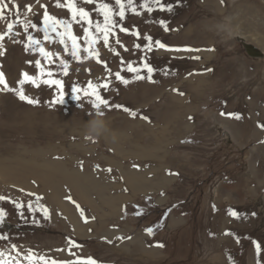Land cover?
Instances as JSON below:
<instances>
[{
  "label": "rangeland",
  "instance_id": "obj_1",
  "mask_svg": "<svg viewBox=\"0 0 264 264\" xmlns=\"http://www.w3.org/2000/svg\"><path fill=\"white\" fill-rule=\"evenodd\" d=\"M14 2L20 5L21 18L24 6L32 4L35 15L30 18L37 23L42 19L43 10L35 0ZM40 2L47 4L49 13L57 18H70L66 9L54 7V0ZM135 2L138 7L143 0ZM161 2L171 4L173 10L162 12L154 8L148 13L138 7L140 15L126 13V20L121 23L139 31L140 39L117 29L129 49L125 52L116 46L123 59L139 66L140 57L146 56L155 69V82L132 80V74L125 70L122 75L131 83L125 86L111 76L110 90L102 91L110 104L124 105L135 111L136 117L103 106L99 110L103 114H99L88 98L82 97L80 101L71 98L73 83L83 87L88 80L102 82L107 75L94 60L72 61L69 75L56 77L65 82L62 104L53 102L58 99L55 86L24 85L25 94L39 101L36 105L20 101L13 92L0 91V166L20 165L25 170L13 179L0 176V195L9 198L0 201V208L5 211L4 220L15 227L6 231L0 223V236L7 237L0 239V251L14 256L11 247L16 245L21 259L31 250L56 260L90 256L98 264H256L252 241L264 248V129L257 127L264 118V110H259L255 103H261L264 109V62L259 66L262 78H248L247 73L251 72L242 66L237 54H245L242 43L264 49V1ZM93 17L102 21L95 13ZM159 20H164L170 30L165 32ZM4 28L5 22L0 21V31ZM16 30L22 31L19 26ZM74 31L82 35L79 26L74 25ZM33 34L43 39L42 33ZM144 35H151L153 41L158 39L169 48L201 51L135 49L134 44L146 43ZM19 39H23V33ZM3 43L0 71L10 86H16L22 71L37 74L34 63L29 65L26 61H34L38 54L26 52L22 43L7 38ZM46 47L63 52L59 45ZM98 47L112 71L119 70V58L101 45ZM194 56L200 59H193ZM234 60L238 64L237 73H246L245 78L230 77ZM141 74L147 76L146 70ZM222 112L241 118H230L221 115ZM97 116L106 121L108 132L89 139L85 136V125ZM141 149L146 150L140 152ZM55 166L66 170L73 184L87 183L88 189L75 185L71 188L64 182L65 177L54 170ZM109 168L111 172L105 171ZM129 170L140 173V177ZM123 171L131 189L140 178L144 183L141 194L125 208L135 218L126 224L132 230L121 237L119 246H127L119 251L111 247L115 241L101 236L102 226L89 219L86 212L89 207L86 206L85 223L65 196L75 199L76 192L86 199L89 191L102 194L99 184L98 189L91 188L97 185L91 176H102L108 189ZM36 173L38 176L33 175ZM128 175H132L131 181ZM81 176L86 181L78 180ZM37 196L42 199L38 201ZM13 201L22 207L17 209ZM29 202L33 208L37 203L46 206L49 218L45 219L42 212L30 211ZM105 202L110 204L113 200ZM229 209L237 210L239 218L228 215ZM137 211L141 215H136ZM178 213L185 218L181 225L176 221ZM126 215L123 214V221H127L123 219ZM108 226L109 223L105 228ZM147 227L153 228L151 235L146 233ZM226 231L232 235H225ZM135 232H141V236L144 232L149 246L158 243L163 250L152 253L144 243L142 248L137 243L128 244L126 239ZM67 238L80 245L72 249L75 256L67 250ZM22 264L26 261L22 260Z\"/></svg>",
  "mask_w": 264,
  "mask_h": 264
},
{
  "label": "snow or ice",
  "instance_id": "obj_2",
  "mask_svg": "<svg viewBox=\"0 0 264 264\" xmlns=\"http://www.w3.org/2000/svg\"><path fill=\"white\" fill-rule=\"evenodd\" d=\"M35 3L39 5L43 10L42 19L39 23L34 22L30 18V15H35L33 12V5L26 4L24 6V15L21 18L20 5L15 3L14 0H0V21L5 22V28L0 31V56L4 55V41L5 39L11 40L13 43H22L26 52L31 51L34 54H38L39 58L34 61H26L29 65H35L37 69L36 75H30L28 72H21L20 79L16 82V86L9 85L5 78L4 72L0 71V91L13 92L20 101L26 102L30 105H36L39 103L37 99L25 94L24 85L30 84L32 87L39 88L41 85H47L49 88L55 86L58 90V99L53 101L54 103L62 104L65 97V82L60 78H56L58 75L67 77L69 75L70 63L75 61L81 63L83 61L94 60L96 64L102 65L107 75L103 78L102 82H94L88 80L86 86H79L73 83L70 87L71 98L74 101H80L82 97L88 98V103L95 108L99 114L101 107L121 109L128 113L131 117H136L137 113L128 107L121 104H110V101L102 94L110 90L111 80L109 77L114 76L115 80L123 85H128L132 81L125 78L122 72L126 70L127 73L132 74V80L140 81L147 79L149 82H155L153 80V72L155 69L147 61L146 56L140 57L139 66H134L132 61H125L121 56V53L117 50L123 49L125 52L129 51L127 46L119 38V33L125 35H132L137 39L141 38V33L136 30H130L125 26L123 21L126 20V13H132L140 15L139 9L145 10L148 13L153 12L154 8L159 11L171 12L173 10L171 4L162 3L161 0H143L142 3L137 4L135 0H114L112 2H105V0H54V7L58 9H66L70 14V18H57L48 11V5L41 3L40 0H35ZM82 5H94L92 9H88ZM14 10V11H13ZM93 13L102 17V21L94 19ZM118 18V19H116ZM159 25L165 32L169 31L168 25L164 20L158 21ZM42 25V26H41ZM74 25L79 26L82 29V35H78L74 31ZM17 26L22 31L16 30ZM118 29V32H117ZM34 32L42 33L43 39L37 38ZM23 33V39H19ZM143 39L146 43L142 46L139 43L133 45L135 49H141L143 47L147 52L153 51V48L164 49L172 52H193L201 51L200 49L191 48H169L168 45L160 40L153 41L151 35H144ZM114 45L113 46V41ZM59 45L62 46L63 52L52 51L46 45ZM101 45L103 49H106L114 57L119 58L121 65L120 69L113 72L110 68L107 60L101 58ZM211 51V49H209ZM83 53V55H82ZM70 57V59L68 58ZM193 59H200L199 56L192 57ZM43 61V63H42ZM146 70L147 76L142 75L141 71ZM79 71V69H77ZM87 72H91V69H85ZM210 71V69H209ZM167 74V73H166ZM99 79V78H97ZM183 95V93H179ZM221 115H227L230 118L240 119L238 114L234 113H221ZM147 119V117H141ZM191 119V117H189ZM257 127L264 129V122H258ZM83 164L81 162V168ZM99 167L98 165L96 166ZM136 167V165H133ZM105 171L111 172L112 170L106 169ZM23 191V190H21ZM28 195H35L29 193ZM9 198L0 195V201L8 200ZM42 197L37 196V200H41ZM65 199L72 203L76 210L79 212L81 219L87 223L88 218L85 215V210L70 196H65ZM15 207L20 209L22 205L13 201ZM215 208V206H213ZM30 211H39L43 213L45 219L49 218V209L43 204L37 203L35 208L31 202L28 204ZM141 215L139 211L135 213ZM5 211L0 208V223L4 222ZM228 215L233 218H239L237 210L229 209ZM146 233L151 235L153 233L152 227L145 229ZM225 235H232L231 232L226 231ZM0 239H7V237L0 236ZM117 239H122L117 237ZM239 242V241H237ZM67 250L70 255H74L72 249L80 247L71 238L66 240ZM254 251L256 255V264H264V260H261L264 255V248L257 241H252ZM162 247L163 245H157ZM64 249H57V251H63ZM11 252H15L12 256L10 253L0 251V264H22V260L26 261V264H98V262L92 257L75 256L73 260H56L47 258L44 255H37L29 250L21 259V253L17 251L16 245H12Z\"/></svg>",
  "mask_w": 264,
  "mask_h": 264
},
{
  "label": "crops",
  "instance_id": "obj_3",
  "mask_svg": "<svg viewBox=\"0 0 264 264\" xmlns=\"http://www.w3.org/2000/svg\"><path fill=\"white\" fill-rule=\"evenodd\" d=\"M254 47H256L257 50L262 52V53L261 52L260 53L263 54V58H261V59L251 58L248 55L243 54V52H242V54L241 53L237 54L239 57V60H240V61L239 60L238 61L242 64V66H245L246 68H248L249 72H251V73H247V74H249L248 78H262L263 75L259 73V72H261V69H259L260 68L259 66H261L262 63L264 62V51H263L264 49L262 50V48H260L258 46H254ZM262 60H263V62H261ZM232 65L233 66L231 67V69L229 71L230 77L231 78H245V75H247L246 73H244L243 75H239L237 73V70L235 68L238 65L237 60H234ZM255 104L257 105V107H259V110H264L261 108L262 107L261 103H255ZM261 122H264L263 117H262ZM146 147H144V148H146ZM148 147H150V146H148ZM146 149H141L140 152H143ZM128 156H130V155H128ZM124 171L121 172L122 176L114 178L113 182L111 183V186H109L108 189L105 187L106 185L104 183H102V176L99 175V178L91 176V178L97 184H99L102 187V194L101 193L96 194L95 191H89L86 199H83L84 197H82V196H80V194L74 192V194H75L74 200L84 210H86V208H87L86 206L89 207L86 210V212L90 215L89 219L93 220L94 223H98L99 225L102 226V230L100 231L101 236L105 237L108 241L109 240L115 241L113 243L114 246H111V247H114L115 249H120L119 251H122V249L125 246H127V244L125 246H123V245L119 246V244H121L122 241H120L121 239H117V237L125 236L126 234H129V231L131 232L132 226H126V224L132 223V221H134L133 218H135V215H133V217H131L129 215L130 212L125 210V208L129 202L134 201L137 198V196H139L141 194V191L143 190V188L141 186L144 183V181L141 182V178H140V181L137 182L136 186L133 187V189H131V187L129 185H127L126 176L124 174ZM129 171H131V170H129ZM131 172H134V171H131ZM127 173L129 174V172H127ZM134 173L137 174L138 176L140 174L137 172H134ZM128 178L131 181L132 175H128L127 179ZM114 181H117L118 184H117V182H114ZM103 188L105 191H103ZM135 190H137V191H135ZM105 193H106V195H104ZM77 195H79L80 197H78ZM105 200H113V202L108 204L105 202ZM102 204H104V206H102ZM126 213H127V215L123 219L127 220V221H123L122 220L123 214H126ZM181 213H183V212H181ZM128 218H129V220H128ZM176 221H179V224L181 225L185 222V218H184V216L182 217L178 213V216H176ZM108 223H109L108 227H111V229H108V227L105 228V226H107ZM176 225H178L177 222H176ZM140 233L135 232L134 235L133 234L129 235L130 237L126 239L129 241L128 244L132 245L134 243H137V244H139L140 248H142L143 245L141 243H144L145 244L144 247L145 248L150 247L149 250L152 251V253L155 251L160 252L163 250V247L157 246V245H161L158 243H153V244H150V246H149L146 243V239H147L146 234H144V232H142V236H141ZM157 237L158 236L156 235V238ZM146 245H147V247H146ZM112 251H114V250H112ZM102 263H104V262H102ZM106 264H108V263H106Z\"/></svg>",
  "mask_w": 264,
  "mask_h": 264
},
{
  "label": "bare ground",
  "instance_id": "obj_4",
  "mask_svg": "<svg viewBox=\"0 0 264 264\" xmlns=\"http://www.w3.org/2000/svg\"><path fill=\"white\" fill-rule=\"evenodd\" d=\"M264 1V0H263ZM242 46H243V48H244V50H245V52H246V48H247V46H252L251 44H246V43H243L242 44ZM253 47V46H252ZM254 48V47H253ZM256 49V48H255ZM258 52H259V54L260 55H262L261 53H260V51L258 50ZM248 54V53H247ZM251 54V53H250ZM250 54H248V56L249 57H251V58H257L256 56H251ZM11 166V165H10ZM21 167L22 166H20V165H17V166H15V165H13V166H11V167H3V166H0V176L2 177V178H7L8 177V179H13L17 174H19V173H23L25 170L24 169H21ZM54 170H56V171H58L60 174H62L64 177H65V180H64V182H66L67 184H69L70 185V187L72 188L74 185L79 189L81 186L83 187V189H85V188H87L88 189V186H86V184L87 183H83V185H81V186H78V183L80 184V182L78 181V183L77 184H73V182L71 181V179L69 178V176L66 174L67 172H66V170H63L61 167H59V166H55V169ZM26 171H30L29 169L28 170H26ZM27 172V173H28ZM14 173H16V174H14ZM30 173L32 174V171H30ZM24 174V173H23ZM33 175H36V176H38L37 175V173L36 174H33ZM48 176H50V175H48ZM48 176H45V177H48ZM83 176H81V178H78V180H82L81 182H84V181H86V178H82ZM88 179V178H87ZM20 179H18V181H19ZM98 186V184L95 186V184L94 185H92V187L91 188H93V189H98L99 187H97ZM92 189V190H93ZM76 193V192H75ZM71 218V217H70ZM73 218H71V220H72ZM7 223V222H6ZM9 224V223H8ZM10 225V224H9Z\"/></svg>",
  "mask_w": 264,
  "mask_h": 264
},
{
  "label": "clouds",
  "instance_id": "obj_5",
  "mask_svg": "<svg viewBox=\"0 0 264 264\" xmlns=\"http://www.w3.org/2000/svg\"><path fill=\"white\" fill-rule=\"evenodd\" d=\"M107 132H108L107 123L99 116L88 121L87 124L85 125V136L88 137L89 139L97 138L101 135H104ZM111 138L114 140L115 135L113 134Z\"/></svg>",
  "mask_w": 264,
  "mask_h": 264
},
{
  "label": "water",
  "instance_id": "obj_6",
  "mask_svg": "<svg viewBox=\"0 0 264 264\" xmlns=\"http://www.w3.org/2000/svg\"><path fill=\"white\" fill-rule=\"evenodd\" d=\"M250 54L251 56H256L257 58H262L263 55H260L258 50L255 49V47L253 48L252 46H247L246 48V54ZM247 54V55H248ZM1 225L3 226V229L6 230V231H10L12 228L15 229V227L12 225H9L8 223H6V221L4 220L3 223H1Z\"/></svg>",
  "mask_w": 264,
  "mask_h": 264
},
{
  "label": "flooded vegetation",
  "instance_id": "obj_7",
  "mask_svg": "<svg viewBox=\"0 0 264 264\" xmlns=\"http://www.w3.org/2000/svg\"><path fill=\"white\" fill-rule=\"evenodd\" d=\"M242 44H243V43H242ZM242 44H241V45H242ZM242 48H243V46H242ZM243 49H244V48H243Z\"/></svg>",
  "mask_w": 264,
  "mask_h": 264
},
{
  "label": "built area",
  "instance_id": "obj_8",
  "mask_svg": "<svg viewBox=\"0 0 264 264\" xmlns=\"http://www.w3.org/2000/svg\"><path fill=\"white\" fill-rule=\"evenodd\" d=\"M245 52V51H244ZM245 54H246V52H245ZM247 55V54H246Z\"/></svg>",
  "mask_w": 264,
  "mask_h": 264
}]
</instances>
